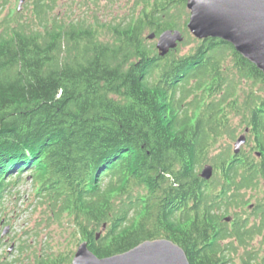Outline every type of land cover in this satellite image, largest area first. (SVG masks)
I'll return each mask as SVG.
<instances>
[{
	"label": "trees",
	"instance_id": "obj_1",
	"mask_svg": "<svg viewBox=\"0 0 264 264\" xmlns=\"http://www.w3.org/2000/svg\"><path fill=\"white\" fill-rule=\"evenodd\" d=\"M140 1L103 25L53 15L57 0L0 23V225L29 179L46 226L66 217L74 247L99 258L166 238L189 264H264L246 248L264 231V76L229 43L191 36L186 0ZM169 29L184 40L161 57L147 35ZM39 234L22 231L1 264H71L73 250L31 245Z\"/></svg>",
	"mask_w": 264,
	"mask_h": 264
},
{
	"label": "water",
	"instance_id": "obj_2",
	"mask_svg": "<svg viewBox=\"0 0 264 264\" xmlns=\"http://www.w3.org/2000/svg\"><path fill=\"white\" fill-rule=\"evenodd\" d=\"M25 0H19L20 10ZM189 11L187 31L198 40L221 39L232 45L237 53L257 67L264 76V0H186ZM156 40L155 48L163 57L175 49L184 37L181 31L169 29L147 35ZM247 133V130H245ZM246 143L245 133L234 142L233 152L237 155ZM213 166L202 167L199 176L210 180ZM226 222L231 218L226 217ZM104 229V227H103ZM8 231L5 228L1 236ZM99 234H97V237ZM71 264H189L183 249L173 241L161 238L146 240L128 251L99 258L93 254L87 243H80Z\"/></svg>",
	"mask_w": 264,
	"mask_h": 264
},
{
	"label": "rangeland",
	"instance_id": "obj_3",
	"mask_svg": "<svg viewBox=\"0 0 264 264\" xmlns=\"http://www.w3.org/2000/svg\"><path fill=\"white\" fill-rule=\"evenodd\" d=\"M141 1L138 5V10L143 6ZM133 2L134 0H57L53 15L62 12L66 17L65 19L69 20H80L86 17L91 19L92 16L90 15H96L103 25L105 23L118 22L122 18L129 16ZM18 3L19 0H0V23L8 22V20L14 23L25 22V18L28 16L26 7H31L32 0L24 2L20 10L18 9ZM185 11L188 16L189 11L186 6ZM101 31L104 32V30ZM156 40H149V42L155 45ZM244 133L246 143L241 146V150L247 148L248 135L243 131L236 137L237 139ZM234 142L235 140L230 144L232 150ZM258 195L259 199L264 196L261 193ZM3 203L4 211L2 214L6 213L4 215L6 221L4 220L3 224L0 225V264L15 261L19 257V248L24 244L21 241L29 239L28 235H23L21 238L19 236L22 231L28 228H35V230L40 231V234L35 239L32 236L31 245L36 242L39 243L38 248L43 244L46 245V248H49L50 245V251L52 252H59V250H73L75 252L78 245L84 242L81 238H78V244L74 247V240L71 241L70 223L67 222L66 217L63 220L50 221V226H46L48 218L52 215L49 203L46 199L36 195V189L34 190L33 184L29 179L14 186L10 193L4 196ZM8 221L10 224H7ZM5 228H8V231L2 237L1 234ZM246 248L249 252H258L261 258L264 255V231L254 235ZM235 262L240 264L239 257L236 258Z\"/></svg>",
	"mask_w": 264,
	"mask_h": 264
},
{
	"label": "flooded vegetation",
	"instance_id": "obj_4",
	"mask_svg": "<svg viewBox=\"0 0 264 264\" xmlns=\"http://www.w3.org/2000/svg\"><path fill=\"white\" fill-rule=\"evenodd\" d=\"M25 2H27V0H25Z\"/></svg>",
	"mask_w": 264,
	"mask_h": 264
}]
</instances>
